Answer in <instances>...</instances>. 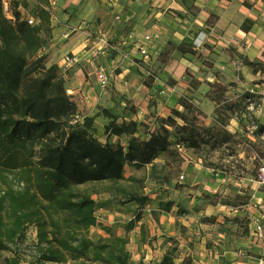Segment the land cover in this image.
<instances>
[{"label":"rangeland","instance_id":"374dc122","mask_svg":"<svg viewBox=\"0 0 264 264\" xmlns=\"http://www.w3.org/2000/svg\"><path fill=\"white\" fill-rule=\"evenodd\" d=\"M197 1L0 0L7 19L14 21L17 11L21 21L36 31L28 40L20 37L15 44H4V62L30 76L53 67L77 105L76 119L83 124L93 118L89 132L101 143L126 148L132 139L105 134L110 121L103 115L105 109L119 124L140 123L135 134L139 140L166 129L170 152L160 154L154 166L129 165L132 177L97 184L100 194L93 197L96 208L108 201L118 213L117 231L142 220L141 231L147 239L157 240L163 233L169 245L162 252L153 248L150 264H158L166 253L174 264H191L200 251L216 260L239 257L240 251L264 258V245L251 234L253 222L264 216V184L259 181V170L264 167V74L244 66L236 55L239 51L264 63V33L260 40L241 41L236 36L253 28V16L242 20L238 7H230L232 0H216L218 12L204 19ZM241 3L246 8L241 9L254 16L264 12V0ZM130 9L132 25L126 18ZM222 12L227 21L212 29ZM176 25L188 31L185 39L179 44L161 42L162 26L172 32ZM148 31L159 33L156 43H160L144 58L135 47ZM200 32L207 39L198 47L195 39ZM176 45L186 53L174 51ZM69 53L77 56L78 63L63 75L60 65ZM39 58L43 60L36 62ZM102 68L108 76L106 85L95 74ZM172 110L183 119L173 118L163 126ZM21 174L8 166L6 151H0V200L7 203V194L19 191ZM109 192L117 197L115 202ZM50 211L59 228L53 244L58 247L66 228L63 215L55 207ZM6 213L2 212L4 218ZM26 215L30 218L29 211L18 216ZM18 216H11L12 220ZM46 230L48 235L40 236L36 223L26 224L27 252L46 249L40 240L50 239L52 228ZM100 235L97 226L90 229L93 240ZM256 245L263 246L257 249ZM12 257L9 251L0 252V264H8L6 260ZM20 264H32L31 257L21 255Z\"/></svg>","mask_w":264,"mask_h":264},{"label":"trees","instance_id":"16d2710c","mask_svg":"<svg viewBox=\"0 0 264 264\" xmlns=\"http://www.w3.org/2000/svg\"><path fill=\"white\" fill-rule=\"evenodd\" d=\"M13 16L14 21L7 19L0 6V151H6L10 168L23 174L19 177V191L8 193L7 203L0 200V252L13 254L6 260L8 264H20L21 255L30 256L32 264H77L78 261L80 264H129L126 237H101L97 241L90 237V229L97 225L93 197L100 192L96 185L126 180L127 165L154 166L160 154L171 151L169 135L163 129L139 140L135 134L140 123L119 124L117 117L105 109L103 115L110 120L104 127L105 134L126 135L132 139L126 148L101 143L89 132L93 118H86L83 124L76 119L77 105L67 95L64 81L58 78L53 67H43L36 76H30L21 75L18 69L4 62L7 56L4 44H15L20 37L28 40L36 33L27 22L21 21L19 12ZM174 48L181 54L186 53L181 45ZM236 55L244 66L264 74L263 62L240 52ZM176 117L183 119L180 112L172 110L163 126ZM17 160L19 163L15 165ZM31 203L33 208L29 210ZM51 207L63 215L66 228L58 247H53L59 228ZM23 211H29L30 218L18 216ZM12 214L18 216L15 221ZM28 223L40 227V236H47L46 229L52 228L50 239L40 237L46 249L26 251L24 238ZM158 264L174 263L166 253Z\"/></svg>","mask_w":264,"mask_h":264},{"label":"crops","instance_id":"0c3cea01","mask_svg":"<svg viewBox=\"0 0 264 264\" xmlns=\"http://www.w3.org/2000/svg\"><path fill=\"white\" fill-rule=\"evenodd\" d=\"M241 1L242 0H238V1L232 0L230 7L232 8L234 4L236 7H238L237 13L241 16L242 20H245V19L249 18L250 16H253L255 21H254L253 28L251 30L246 31V32H243L241 30V33L243 35L236 36V38L241 40V41L245 40L248 42L250 40L254 42V41L262 39L263 37L260 35V33H262V34L264 33V21H262L261 19L264 20V12L258 13L254 16V15H252V13L250 11L247 12V11H244L243 9H241V7H244V5H243V3H241ZM238 2L240 3V6H238ZM217 3L218 2L216 0H198L197 1V5L200 8L202 7L204 9L202 11V14H205L203 17L204 19H208L210 17L211 13L216 14L218 12ZM258 4H261V3L259 2ZM126 14H127V17H126L127 21L130 22L132 25V9H130L129 12H127ZM219 16H220V19L216 23V26L212 27V29L221 28L225 24V21H227V17L224 15V12H222V14H220ZM176 26H177L176 29L172 32L167 27L162 26L163 30H165V35H163L161 37V42H164V40H172V41H175L179 44L182 42L183 38L185 39V37L188 34V31L182 30V28L179 25H176ZM159 43L160 42L155 43L151 47V50H155ZM152 52L150 51V53H152ZM127 169L131 170L132 166L130 168V166L127 165L124 169V176L126 179L132 177V173H130L129 170L127 171ZM109 194L112 198L110 200L115 202L117 199L115 194L113 192H109ZM102 204H103L102 206L98 205V208L96 211V216H97V225L96 226H97L99 233L101 234L100 236L101 237L118 236V237H122V238L126 237L128 240L127 248L130 252V261H129L130 264H141V263L150 264L149 258H151L152 256L149 253H151V250L153 248L157 252H162V251H165L167 249V246L169 245V243L165 244V237H163V233H162V235H160V237L157 240H154L153 238L147 239V237H146L147 235L143 234V232L141 231L142 220L137 221L132 226V228L124 229V226H123V228L119 227V228H121V230L117 231V228H114V227H116L117 223L120 221V218L117 217L118 213L113 212V210L111 209L112 206L109 205L108 201L102 202ZM118 204L119 203H117V205ZM104 211H105V213L102 214L101 212H104ZM132 216H133L132 218H135L136 214H132ZM145 216H146V214H145ZM259 244L264 245V243H260V242H259ZM260 245H256L255 247H257V249H260L263 246V245L262 246H260ZM261 252H262V256H264V248L262 249ZM197 253L200 255V257L197 258V261H195L194 263H191V264H231L233 262H236L237 264H258V261L260 259L264 260V258L245 254L244 257H232V255H230L228 257H225V258H227L226 259L227 261L229 259L228 262H225L226 261L225 259L224 260H218V259L216 260L214 258H207L206 252L200 251Z\"/></svg>","mask_w":264,"mask_h":264},{"label":"built area","instance_id":"2783aa9c","mask_svg":"<svg viewBox=\"0 0 264 264\" xmlns=\"http://www.w3.org/2000/svg\"><path fill=\"white\" fill-rule=\"evenodd\" d=\"M8 4L5 5L6 11L9 10ZM8 8V9H7ZM160 38V34L153 31H148L145 33L140 40L137 42V47H135V50L138 51L142 57L148 58L150 55L151 47L156 43V41ZM207 39V35L204 32H200L196 36L195 44L198 47H201L204 42ZM78 63V58L74 53H69L63 56L62 62L60 65V70L63 75H66L69 73V70L74 67ZM96 78L102 85H106L108 81V76L105 72V70L99 69L95 72ZM181 178H184V175L181 176ZM259 181L260 183L264 184V167H261L259 170ZM251 234L257 239V242L264 243V216H262L261 220L253 222L251 226ZM245 253L243 251L239 252V257H244ZM231 264H237L236 262H233ZM258 264H264V260L260 259L258 261Z\"/></svg>","mask_w":264,"mask_h":264}]
</instances>
